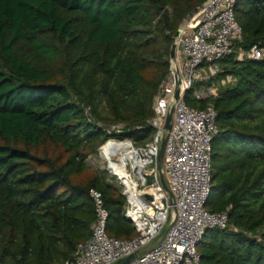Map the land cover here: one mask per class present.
Masks as SVG:
<instances>
[{
	"label": "trees",
	"instance_id": "1",
	"mask_svg": "<svg viewBox=\"0 0 264 264\" xmlns=\"http://www.w3.org/2000/svg\"><path fill=\"white\" fill-rule=\"evenodd\" d=\"M207 0H0V264H61L91 234L90 191L102 194L107 234L135 236L121 189L86 166L122 124L136 145L169 71L184 19ZM244 50H264V0H237ZM212 105V186L205 208L227 213L208 230L202 264H264V60L230 55ZM90 108L92 122L84 114ZM140 127V129H138Z\"/></svg>",
	"mask_w": 264,
	"mask_h": 264
},
{
	"label": "built area",
	"instance_id": "2",
	"mask_svg": "<svg viewBox=\"0 0 264 264\" xmlns=\"http://www.w3.org/2000/svg\"><path fill=\"white\" fill-rule=\"evenodd\" d=\"M236 3L207 0L184 27H179L173 40L175 57L169 60L168 74L154 99L153 116L146 122L153 131L150 138L136 145L121 137L124 125L113 124L97 150L92 163L121 189L125 198L123 217L132 225L135 236L117 239L107 234L109 212L102 194L91 190L95 219L90 237L61 264H113L152 242L167 224L171 228L163 241L129 264H202L197 247L205 233L228 227L227 213L205 208L212 186L217 112L212 105L190 107L186 95L197 101L214 100L219 92L214 80L221 72L219 63L230 55L264 60V50L258 46L249 50L238 46L243 31L235 16ZM171 110L167 131L165 123ZM84 114L93 121L90 108H85ZM164 138L161 172L171 196L163 189L156 167Z\"/></svg>",
	"mask_w": 264,
	"mask_h": 264
},
{
	"label": "water",
	"instance_id": "3",
	"mask_svg": "<svg viewBox=\"0 0 264 264\" xmlns=\"http://www.w3.org/2000/svg\"><path fill=\"white\" fill-rule=\"evenodd\" d=\"M202 6V5H201ZM200 6V7H201ZM199 7V8H200ZM199 8H197L196 10H194L192 13H190L185 19L184 21L181 23V27H184L187 22L199 11ZM175 50H176V45L175 43L172 44V47H171V50H170V58L173 59L175 57ZM178 98V92H176L175 94V99ZM171 116H172V110L170 111V113L168 114L167 116V119H166V123H165V129L167 131L170 130V127H171ZM165 141H166V138L163 139L161 145H160V148H159V153H158V156H157V160H156V167H157V170L160 174V182H161V185L163 187V189L169 193V190H168V187H167V184H166V181L164 179V176L161 172V169H162V162H163V150H164V145H165ZM169 195L171 196V194L169 193ZM129 222V221H128ZM171 228V225H166L162 230L161 232L154 238V240L152 242H150L149 244H147L146 246L140 248L138 251H136L134 254H131L127 257H124L118 261H116L115 263L113 264H129L130 262H132L135 258L137 257H141L147 253H149L150 251H152L154 248H156L162 241L163 239L165 238L166 234L168 233V231L170 230Z\"/></svg>",
	"mask_w": 264,
	"mask_h": 264
},
{
	"label": "rangeland",
	"instance_id": "4",
	"mask_svg": "<svg viewBox=\"0 0 264 264\" xmlns=\"http://www.w3.org/2000/svg\"><path fill=\"white\" fill-rule=\"evenodd\" d=\"M239 58H240V57H239ZM226 82H227L226 80L218 81L217 83H218L219 88H221V87L227 85ZM100 126L102 127L104 133L107 134L108 127L111 126V125L100 123ZM95 155H96V154L90 156V157L86 160V166H87L89 169H91L92 171H95V172H102L101 170H99V169H97V168L95 167V164H94V163H92V162H95V160H94ZM102 173H103V172H102ZM105 176H106V181H107L109 184H114V185L116 186V183L114 182L113 179L109 178V176L106 175V174H105Z\"/></svg>",
	"mask_w": 264,
	"mask_h": 264
}]
</instances>
